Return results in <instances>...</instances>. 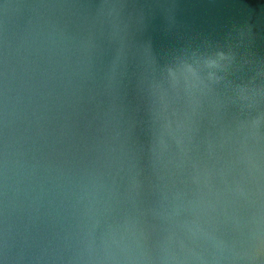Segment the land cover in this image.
<instances>
[{
  "label": "clouds",
  "instance_id": "clouds-1",
  "mask_svg": "<svg viewBox=\"0 0 264 264\" xmlns=\"http://www.w3.org/2000/svg\"><path fill=\"white\" fill-rule=\"evenodd\" d=\"M0 0V264H264V10Z\"/></svg>",
  "mask_w": 264,
  "mask_h": 264
},
{
  "label": "water",
  "instance_id": "water-1",
  "mask_svg": "<svg viewBox=\"0 0 264 264\" xmlns=\"http://www.w3.org/2000/svg\"><path fill=\"white\" fill-rule=\"evenodd\" d=\"M190 6V11L194 14L193 23L196 26L208 27L214 23V13L217 11L215 5L230 3L252 6H261L257 11L264 10V0H186ZM264 48V44L261 45Z\"/></svg>",
  "mask_w": 264,
  "mask_h": 264
}]
</instances>
